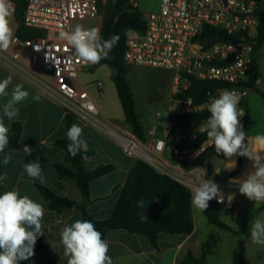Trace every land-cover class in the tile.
Instances as JSON below:
<instances>
[{"label":"built area","instance_id":"obj_1","mask_svg":"<svg viewBox=\"0 0 264 264\" xmlns=\"http://www.w3.org/2000/svg\"><path fill=\"white\" fill-rule=\"evenodd\" d=\"M103 1L25 0L24 23L30 28L46 31L47 36L22 39L17 34L18 27H15L13 42L8 49L0 50V62L57 100L66 113L77 118L79 124L107 133L127 153L144 160L190 191L212 178L225 199L223 203L217 199L209 203L219 204L225 211H233L236 203L246 198L239 193L238 181L228 177L227 170L219 165L212 171L206 164L187 165L214 147L208 138L200 146H186L206 135L201 131L206 121L178 124V120L208 111L210 100L218 97L220 90L228 89L241 97L239 108L244 115L239 119L244 127V101L249 92L245 85L253 68L255 40L260 34L264 16V0H160L158 10L144 13L145 32L127 31L126 65L148 66L174 74L167 114L157 113V118L163 122L162 130L158 126L152 127L149 130L150 142L139 140L132 132L119 131L103 116L96 100L80 80L85 70L99 64L84 65L67 42L59 39V32L74 28L75 22L100 17ZM12 3L14 23L17 6L13 0ZM208 27L218 29L232 41H225L217 33L215 42L208 44L210 39L204 36ZM194 80L223 86L208 91L206 97L198 102L182 98ZM98 87L101 88L102 84L98 83ZM215 156L219 162L225 160L222 154ZM228 195L233 196L231 202L227 200Z\"/></svg>","mask_w":264,"mask_h":264},{"label":"crops","instance_id":"obj_2","mask_svg":"<svg viewBox=\"0 0 264 264\" xmlns=\"http://www.w3.org/2000/svg\"><path fill=\"white\" fill-rule=\"evenodd\" d=\"M16 23V28H17ZM258 65L257 89L264 92V43L255 53ZM92 69L85 70L87 73ZM11 76L13 84H22L30 96L23 103L17 105L20 109L19 117L14 122L22 124L21 148L7 149L5 152L12 153V161L8 165L2 163L3 154H0V174L7 173V179L0 182V194L7 190L17 188L21 195H28L30 198L42 203L46 209L43 218V237L51 246L54 245V258L58 264H67L63 257V248L60 244V231L64 224L72 223L76 219H83L81 210L77 208L67 209L62 213L52 211L42 192L38 188L39 180L28 177L23 169V163L39 161L44 170L46 182L42 185L50 188L61 196L69 197L77 202H86L88 212L97 220L109 218L116 207L123 186L127 180L130 170L135 166L138 157L125 151L122 145L110 138L100 130L90 125L79 126L83 129V138L92 144L95 154L86 160L88 169H95L102 164H114L117 169L90 184L89 200L85 197L74 179H62L58 176L55 164L65 163V154L58 150L56 142L66 136V111L62 104L50 95L46 94L40 87L31 83L24 76L15 73L9 67L0 62V80ZM8 91H11V86ZM39 95V102L31 99ZM171 96V94H170ZM7 98H0V105L6 102ZM249 107V102L247 101ZM251 117L255 124L247 135L249 147L253 151L264 153L255 143V136L264 132L254 131L258 126L252 109L249 107ZM5 118V123L12 124ZM149 132L150 128H146ZM123 132V130L118 129ZM162 130V128H161ZM128 131V130H125ZM131 132V131H128ZM148 142L151 139L148 137ZM28 146L33 149L31 155H24L23 148ZM236 166L228 170L226 160L221 161L223 168L230 174L238 166L239 157H234ZM252 162L246 158L244 170L235 180L242 179L243 173L252 171ZM256 217H264V203L255 204L245 198L239 200L233 211H225L221 217L232 230L221 229L211 224L204 213L200 214L193 210L195 229L190 235L160 234L155 247L150 239L141 234H131L126 230H112L107 234L109 242V255L113 264H186L185 259L189 252L199 258L203 252L207 257V264H239L240 246L239 241L244 238L246 245V264H264V245L253 243L249 233L250 222ZM19 264H45L36 257L20 261Z\"/></svg>","mask_w":264,"mask_h":264},{"label":"trees","instance_id":"obj_3","mask_svg":"<svg viewBox=\"0 0 264 264\" xmlns=\"http://www.w3.org/2000/svg\"><path fill=\"white\" fill-rule=\"evenodd\" d=\"M16 3V23L17 34L22 39L42 38L47 36V32L40 29L30 28L24 23L25 0H13ZM136 30L140 33L145 32L146 23L144 13L139 10L133 0H117L114 4L109 3L106 7V13L103 17L101 36L104 39L110 38L111 35L119 36L117 45L112 49L109 58L101 60L95 68L108 66L111 69V79L116 86L119 100L121 102L125 120L131 128V132L139 140L146 142L149 132L141 122V117L137 112V104L135 95L132 90L131 83L127 79L130 66L124 61V53L126 49V33L128 30ZM220 33L221 38L225 41H232L231 38L224 37L218 29L208 27L205 30L206 37H209L208 44L215 42V36ZM264 43V16L261 20L260 34L255 40V49L253 54V68L248 82L247 88H257L258 65L255 53ZM223 86V84L211 81L192 82L191 88L182 96L184 99L192 98L198 102L204 99L208 91L215 87ZM257 92L264 99V92L257 89ZM246 109L245 125L243 129L247 135L252 130L255 122L251 117L247 99L244 101ZM210 113L203 112L196 116H189L178 120V124L183 121H192L196 124L206 121ZM77 124V118L67 113L66 127L67 130L72 124ZM22 124L14 122L9 133V145L5 149H20ZM207 140V135L199 138L186 146H200ZM88 142L89 150L87 153L81 151L75 157H72L67 151L69 141L67 136L56 142L58 150L65 154V163H56L55 169L58 176L62 179H74L81 189L85 201L89 200L90 184L107 174L114 172L117 167L114 164H102L95 169L86 167V160L95 154L92 144ZM214 147H210L205 155L194 160L187 165L193 167L200 164H206L209 171L215 166H223L216 159ZM246 163L245 157H239L238 166L234 172L227 174L228 177H235L241 174ZM224 173V172H223ZM226 174V172H225ZM219 178H223L220 176ZM39 190L48 203L50 210L62 213L67 209L77 208L81 210L83 219L90 220L94 223L97 230L102 233L104 239L112 230H126L131 234H141L148 237L151 243L157 247V240L162 233L170 235H190L195 229L193 218V208L191 207V191L185 185L175 181L169 176L161 173L152 165L142 159H138L135 166L130 170L127 180L123 186L118 202L113 214L104 220L95 219L87 209L86 202H77L69 197L61 196L52 191L45 185L38 184ZM143 201L141 205L139 202ZM224 208L216 203H209L208 209L204 212L208 221L221 228L232 230L221 219ZM147 216L148 219L144 217ZM240 261L239 264H246V245L244 238L239 241ZM35 255L33 257L42 259L45 264H58L54 258L53 248L47 243L42 236L38 237L34 247ZM186 264H207L205 252L199 258L188 253Z\"/></svg>","mask_w":264,"mask_h":264},{"label":"clouds","instance_id":"obj_4","mask_svg":"<svg viewBox=\"0 0 264 264\" xmlns=\"http://www.w3.org/2000/svg\"><path fill=\"white\" fill-rule=\"evenodd\" d=\"M14 5L12 0H0V50H6L14 40L12 16ZM99 27L86 28L76 24L74 28L59 32V39L66 41L74 55L84 65H97L101 60L109 58L112 49L117 45L119 36L113 34L104 39ZM11 86V91L8 89ZM30 96L22 84H13L8 76L0 80V98H7L0 105V154L2 163L6 166L12 161V153L5 152L9 145L10 124L20 114L17 105L23 103ZM240 95L234 90L222 89L218 97L212 98L207 110L210 113L201 131H205L208 140L214 146L217 155L222 154L230 163L226 169L232 170L236 166L234 157H245L252 162V171L243 173L238 181V189L250 201L264 203V153L253 151L247 141V133L243 129L240 117L244 115L239 108ZM31 99L39 102L40 96ZM67 151L75 157L81 151L87 153L89 145L83 138V129L72 124L66 133ZM255 143L264 148V134L256 135ZM33 149L24 146V155H31ZM27 176L40 183L46 182L44 170L39 161L23 163ZM203 170V169H202ZM7 179V173L0 174V182ZM217 199L224 202V194L219 185L212 178H208L191 189V207L204 213L209 202ZM227 200H233L232 195ZM141 205L143 201L139 202ZM46 209L44 205L28 195H21L19 189L13 188L0 194V264H19L35 255L34 247L38 237L44 235L43 218ZM148 219L147 216L144 217ZM249 233L253 243L264 245V217H256L250 222ZM60 244L63 257L67 264H113L109 255V242L103 238L94 223L87 219H76L64 224L60 231ZM52 247L54 245H51Z\"/></svg>","mask_w":264,"mask_h":264},{"label":"rangeland","instance_id":"obj_5","mask_svg":"<svg viewBox=\"0 0 264 264\" xmlns=\"http://www.w3.org/2000/svg\"><path fill=\"white\" fill-rule=\"evenodd\" d=\"M116 1L104 0L101 5L100 17L75 22L74 27L76 24H81L86 28L99 27L101 30L107 5L109 3L114 4ZM133 2L141 12L150 13L158 10L160 0H133ZM12 27H16V22L12 23ZM173 77L174 74L170 71L148 66H130L127 79L131 83L136 99L137 112L145 128H152L154 126L162 128L163 122L157 118V113L160 112L163 116L167 114ZM80 80L96 100L103 116L115 128L121 129L123 132H126L125 130L131 131L130 126L125 120L116 86L111 79V69L108 66L93 68L87 73H82ZM98 83L102 84L101 88L98 87ZM247 101L258 123V126L254 127V131L264 132V99L261 95L253 94ZM100 132L112 138L107 133ZM199 213L202 214V212Z\"/></svg>","mask_w":264,"mask_h":264},{"label":"water","instance_id":"obj_6","mask_svg":"<svg viewBox=\"0 0 264 264\" xmlns=\"http://www.w3.org/2000/svg\"><path fill=\"white\" fill-rule=\"evenodd\" d=\"M248 97L252 94V93H255L256 92V90H255V88H248ZM120 134V133H119ZM122 135V134H121Z\"/></svg>","mask_w":264,"mask_h":264},{"label":"bare ground","instance_id":"obj_7","mask_svg":"<svg viewBox=\"0 0 264 264\" xmlns=\"http://www.w3.org/2000/svg\"><path fill=\"white\" fill-rule=\"evenodd\" d=\"M125 143H126V144H130V143H129L128 141H126V140H125Z\"/></svg>","mask_w":264,"mask_h":264}]
</instances>
